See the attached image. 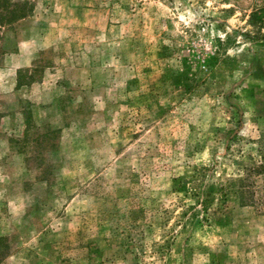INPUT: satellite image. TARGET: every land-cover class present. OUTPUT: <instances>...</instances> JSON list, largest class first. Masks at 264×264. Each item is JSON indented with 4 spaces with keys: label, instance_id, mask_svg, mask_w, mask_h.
Masks as SVG:
<instances>
[{
    "label": "rangeland",
    "instance_id": "374dc122",
    "mask_svg": "<svg viewBox=\"0 0 264 264\" xmlns=\"http://www.w3.org/2000/svg\"><path fill=\"white\" fill-rule=\"evenodd\" d=\"M261 6L0 0L26 64L0 89V264H264V207L216 190L264 134Z\"/></svg>",
    "mask_w": 264,
    "mask_h": 264
},
{
    "label": "trees",
    "instance_id": "16d2710c",
    "mask_svg": "<svg viewBox=\"0 0 264 264\" xmlns=\"http://www.w3.org/2000/svg\"><path fill=\"white\" fill-rule=\"evenodd\" d=\"M26 16L25 13L13 17L12 20H19ZM247 25L250 30L244 34L246 38L264 40V6L255 8L250 12L247 20ZM254 159L249 166L243 167L241 176L238 178H231L226 181V184H221L218 193L226 197V192L235 190L238 202L240 205H257L264 207V134L258 141V148L256 150ZM206 169L198 171L192 178L191 184L194 186L193 191L198 194L200 182L206 179ZM213 177V175L211 176ZM211 183V182H210ZM210 184L204 194V199L199 202L203 208L204 213L210 215V205L214 201V188Z\"/></svg>",
    "mask_w": 264,
    "mask_h": 264
},
{
    "label": "crops",
    "instance_id": "0c3cea01",
    "mask_svg": "<svg viewBox=\"0 0 264 264\" xmlns=\"http://www.w3.org/2000/svg\"><path fill=\"white\" fill-rule=\"evenodd\" d=\"M0 34L2 33L0 32ZM26 44L30 45L29 41ZM14 48L17 50L12 53L0 54V89L4 88L6 84L15 87L18 71L26 65L24 52L20 44L14 46Z\"/></svg>",
    "mask_w": 264,
    "mask_h": 264
}]
</instances>
